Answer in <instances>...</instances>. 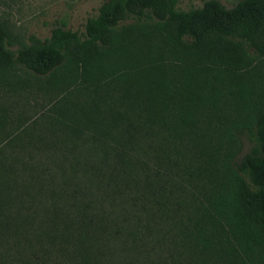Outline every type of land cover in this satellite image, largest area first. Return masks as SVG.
<instances>
[{
	"label": "rangeland",
	"instance_id": "1",
	"mask_svg": "<svg viewBox=\"0 0 264 264\" xmlns=\"http://www.w3.org/2000/svg\"><path fill=\"white\" fill-rule=\"evenodd\" d=\"M104 1L0 0L14 53L0 68V161L25 163L70 202L95 207L101 264H264L263 218L236 201L243 185L253 186L249 162L264 160V54L234 39L242 102L220 70L196 87L147 9L127 13L112 43L86 63L62 51L60 65L38 74L17 60L55 23L82 30ZM217 1L231 8L238 0Z\"/></svg>",
	"mask_w": 264,
	"mask_h": 264
},
{
	"label": "trees",
	"instance_id": "2",
	"mask_svg": "<svg viewBox=\"0 0 264 264\" xmlns=\"http://www.w3.org/2000/svg\"><path fill=\"white\" fill-rule=\"evenodd\" d=\"M147 9L163 21L162 38L183 57L196 87L202 76L206 80L212 71L220 70L230 95L238 102L245 99L243 55L234 39H245L264 54V0H238L231 8L217 0H203L186 10L178 0H105L86 18L82 30L55 23L49 37L31 38L17 50L16 58L38 74L60 65L62 51L86 63L101 55L100 46L112 43V28L127 13L140 16ZM7 38V28L0 21V68L14 58ZM149 73L156 77L160 69L154 66ZM259 120L264 123V104ZM249 164L254 187L243 185L238 190L237 205L260 213L264 221V160ZM26 166L13 158L0 161V264H101L97 242L103 228L95 207L70 202Z\"/></svg>",
	"mask_w": 264,
	"mask_h": 264
}]
</instances>
